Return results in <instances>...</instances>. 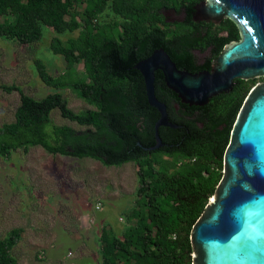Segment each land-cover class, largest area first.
Masks as SVG:
<instances>
[{
  "label": "trees",
  "instance_id": "trees-1",
  "mask_svg": "<svg viewBox=\"0 0 264 264\" xmlns=\"http://www.w3.org/2000/svg\"><path fill=\"white\" fill-rule=\"evenodd\" d=\"M185 1L0 0V39L30 46L43 39L45 29L58 35L81 29L76 39L66 43L55 37L51 50L63 56L70 69L83 63L85 80L63 82L40 59L35 66L45 85L70 88L93 107L74 112L58 92L37 100L16 86L0 85L7 93L21 94L15 120L0 127V158L19 149L28 152L42 147L50 154L91 158L106 167L127 163L138 167L136 199L126 213L124 231L117 235L110 228L100 236L101 264H192V229L223 178L224 155L248 89L236 103L213 101L199 108L179 102V111L165 103L170 121L180 128L161 127L165 147L145 149L156 143L160 114L149 105L144 78L135 66L156 48H170L162 34H214V26L209 30L193 27V7L189 25L172 29L165 22L161 11L179 10ZM102 15L114 20L102 22ZM219 31H226L220 38L214 34L220 47L241 39L237 25L228 18ZM193 41L192 37L180 39L185 49ZM159 81L157 77V86ZM160 93L161 88L157 97L163 102ZM55 109L87 129L55 126L51 119ZM209 109L210 116L203 112ZM23 233L21 228L14 229L0 239V264H19L13 251Z\"/></svg>",
  "mask_w": 264,
  "mask_h": 264
},
{
  "label": "rangeland",
  "instance_id": "rangeland-1",
  "mask_svg": "<svg viewBox=\"0 0 264 264\" xmlns=\"http://www.w3.org/2000/svg\"><path fill=\"white\" fill-rule=\"evenodd\" d=\"M113 18L100 19L110 23ZM80 32L58 35L45 29L43 39L30 46L0 39V85L16 86L37 100L58 92L74 112L93 109L70 88L45 85L35 66L40 59L63 82L85 80L83 63L70 69L51 50L55 37L66 43ZM20 102V92L0 89V127L15 120ZM51 119L55 126L87 129L63 118L59 109ZM137 170L134 163L106 167L91 158L50 154L42 147L0 158V239L11 230H24L13 251L19 264H101L100 236L110 228L117 235L124 231L126 213L136 199Z\"/></svg>",
  "mask_w": 264,
  "mask_h": 264
},
{
  "label": "water",
  "instance_id": "water-1",
  "mask_svg": "<svg viewBox=\"0 0 264 264\" xmlns=\"http://www.w3.org/2000/svg\"><path fill=\"white\" fill-rule=\"evenodd\" d=\"M194 10L195 21H233L241 39L225 48L212 71H180L164 50L137 63L148 103L160 114L156 143L145 148L149 151L163 148L161 127L180 128L156 96L157 70L190 107H205L231 91L236 79L264 78V0H205ZM191 244L192 264H264V84L254 87L243 103L224 155L223 178L192 229Z\"/></svg>",
  "mask_w": 264,
  "mask_h": 264
},
{
  "label": "flooded vegetation",
  "instance_id": "flooded-vegetation-1",
  "mask_svg": "<svg viewBox=\"0 0 264 264\" xmlns=\"http://www.w3.org/2000/svg\"><path fill=\"white\" fill-rule=\"evenodd\" d=\"M205 0H199L197 2L188 0L185 1L183 8L181 7L179 10L174 7H169L163 9L161 12L165 17V22L170 25V27L173 29L175 25L177 24H186L189 25V13L191 11V7H196L200 3L204 2ZM195 2V4H193ZM195 10H193L192 19L195 25L193 27L201 29V30H209L210 27L214 26L212 29L214 31V34L217 35L219 38L223 37L224 34H226V31H219V28L222 27L225 19L222 23L219 25H216L212 22L207 21H195L194 19ZM209 32H203L202 34H177V33H166L162 34L164 39L169 43L170 48L168 50H165L164 48H156L148 57L145 59H148L155 51L158 50H164V52L168 55V57L172 60V62L177 66V68L180 71L183 72H189V73H200L205 71H212L213 67L217 65V60L221 56V54L224 52L225 48L230 44H225L223 47L221 46V41L218 38H214L215 35ZM189 38L192 37L194 39V43L191 45L190 48H183L180 39ZM144 59V60H145ZM162 76V77H161ZM159 78V86L156 85L155 80V91L156 96L161 88L160 96L163 97L162 103H172L176 111H179V102L181 100L177 96L176 93H174L172 90H170L166 83L165 78L162 70L156 71V78ZM264 84V78H254L250 80H235V85L233 86V89L227 93H223L221 95H218L212 99H210V102L213 101H222L223 103H236L239 101V99L246 93L247 89L249 90L244 98V101L248 97L249 93L252 91L254 87L257 85ZM158 98V97H157ZM180 100V101H179ZM160 101V100H159ZM182 103V102H181ZM208 104V105H209ZM166 105V104H165ZM207 106V105H206ZM205 106V107H206ZM203 108V107H199ZM204 113H207L208 116H210V109L209 111H203ZM199 113V111H197ZM212 115V114H211ZM213 115L215 113L213 112ZM203 127V125H201ZM223 129V128H222ZM165 146H163L164 148ZM160 150V149H159Z\"/></svg>",
  "mask_w": 264,
  "mask_h": 264
}]
</instances>
